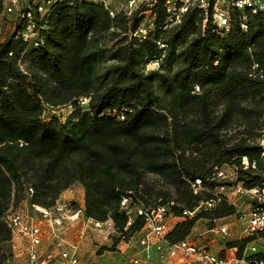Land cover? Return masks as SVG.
Instances as JSON below:
<instances>
[{
	"label": "trees",
	"instance_id": "trees-1",
	"mask_svg": "<svg viewBox=\"0 0 264 264\" xmlns=\"http://www.w3.org/2000/svg\"><path fill=\"white\" fill-rule=\"evenodd\" d=\"M159 3L144 37L136 36L142 11L112 18L102 5L60 2L36 21L37 47L18 33L0 41V264L11 257L4 219L29 189L31 205L50 208L81 186L85 216L110 220L125 240L144 221L134 216L126 228L123 197L167 206L183 220L166 237L171 245L189 238L199 218L234 213L223 197L199 191L220 186L224 167L244 189H264V14L229 7L228 27L219 28L215 0L180 15ZM153 61L157 71L147 72ZM64 106L74 108L65 123L44 120L47 108ZM211 200L214 208L202 206ZM259 238L264 231L228 248L238 260H263L244 255Z\"/></svg>",
	"mask_w": 264,
	"mask_h": 264
},
{
	"label": "built area",
	"instance_id": "built-area-1",
	"mask_svg": "<svg viewBox=\"0 0 264 264\" xmlns=\"http://www.w3.org/2000/svg\"><path fill=\"white\" fill-rule=\"evenodd\" d=\"M112 1L1 0L0 41L7 38L1 22L4 17H16L11 34L18 33L24 43H31L37 47L36 21L44 20L54 4L66 2L72 5L76 2H86L102 5L113 18L115 13L107 8ZM126 1L127 8L144 2L143 0ZM190 2L195 4L201 2L203 4L201 8H204L209 0H186V3ZM165 4L169 6L170 0H165ZM214 4L216 7L219 4L225 7L223 11L214 8L213 20L219 28L228 27L229 7L239 11L247 9L254 15L264 14V0H215ZM187 9H179V14L185 13ZM167 11L171 12L168 8ZM147 30H140L136 36L144 37ZM218 178L225 179L226 177L220 172ZM199 187L200 182L196 181L193 185L194 194L198 192ZM32 194L33 191L29 189L27 200L11 209L4 219L11 234V257L3 264H264V259L238 260L236 250H231L234 251L231 256L219 257L218 254L212 253L208 246L196 243L191 237L177 244H169L166 237L178 218L169 213L167 206H132L131 198L123 197L120 209L128 217L126 228L132 225L134 216L141 217L144 221L142 229L125 240L121 235L116 236L110 220L101 223L87 218L82 204L58 199L52 207L45 208L31 205L28 202ZM239 194L256 200L257 205H264V189L239 190ZM216 202V200H211L202 206L212 209ZM186 215L187 213H184V216ZM188 215L192 216V214ZM104 231L108 232L107 240L114 237L119 238L118 245L114 250H110L112 246L105 247L101 255L95 252L94 256L85 258L90 236L98 238ZM211 231L215 232V230ZM263 231L264 209L256 206L247 217L243 231L244 239L255 237ZM218 234L223 238L227 237L228 228L219 227ZM259 253L264 254V239L260 238L249 244L244 255L249 257Z\"/></svg>",
	"mask_w": 264,
	"mask_h": 264
},
{
	"label": "rangeland",
	"instance_id": "rangeland-1",
	"mask_svg": "<svg viewBox=\"0 0 264 264\" xmlns=\"http://www.w3.org/2000/svg\"><path fill=\"white\" fill-rule=\"evenodd\" d=\"M144 2L141 3L140 5H136L133 7H128L127 8V1L126 0H113L110 4H108L107 8L115 13V16L118 15L119 13H124L127 16H131L135 14L136 12H140V15L143 17L142 21L140 23L138 32L140 30H147L150 29L154 32L155 27L152 26L155 21V9L156 7L160 4L159 0H143ZM198 4V3H196ZM200 6L202 7L203 4L200 2ZM195 3L190 2L186 3V0H170V5L167 6L164 3L161 5V7H167L168 9L171 10V12L167 13H173L175 10L178 11L179 9L183 8H188L189 11L193 10V6ZM104 7V6H103ZM214 8H217L218 10L223 11L225 8L222 5H218L217 7L213 6ZM105 8V7H104ZM208 8L207 3L204 5V10ZM106 9V8H105ZM194 11V10H193ZM179 14V13H178ZM180 15V14H179ZM16 21V17H4L2 19L3 27H4V33L6 36H10L13 30V25ZM177 23L180 21L179 18L175 20ZM216 24V23H214ZM217 25V24H216ZM148 33V30L146 34ZM145 34V36H146ZM110 45V44H109ZM158 68V63L156 62H151L149 65L146 67V71H157ZM87 101L83 100V102L79 103L80 107L85 108V104ZM74 113V108L72 106H64L60 108H47L44 114V120L46 122H49L51 120H57L60 123H65L67 119ZM264 132V125H263V131ZM263 139L260 140V146L262 147L263 150V156H264V149H263ZM245 166H248V163L244 160L242 162ZM263 167H264V159H263ZM222 173L226 177L225 179L222 180L219 179L217 180V185L218 186L213 192L211 190H208L206 188L199 189L202 193L203 199L206 198L208 195H213V196H219L223 197L225 201L227 202L228 205L233 206L235 209L234 213L231 216H227L222 219L218 220H208L204 218H199L194 225V228L192 229L191 235L189 237L193 238L196 243L208 246L210 248V251L214 254H233L234 251L229 250L228 245L230 243H234L236 241H240L244 239L243 236V231L246 226V220L248 215L252 212V210L256 207V200L250 198L249 196L246 195H241L239 194V190L243 191L246 190L243 188L242 184L238 183L236 176H235V171L233 170L232 167H224L222 170ZM260 172H257L256 175H259ZM73 188V187H72ZM157 189H162L165 191V188L158 187ZM72 197L70 198H65L63 200H71L75 203L81 204L78 202V195L76 192H72ZM60 199V198H59ZM83 207H84V198H83ZM183 220L177 219L174 221V223L182 222ZM226 226L228 228V235L227 237L223 238L218 234V228ZM211 230H215V232H212ZM106 235H108L107 231H104L103 234L100 235V237H91L90 236V242L87 243V252L85 255V258L87 256H94V253L97 252V255H101L105 247H111L113 244V238H110L109 240L106 239ZM73 238L72 236H70ZM70 238V239H71ZM85 252V251H84ZM7 255V247L6 246H0V256Z\"/></svg>",
	"mask_w": 264,
	"mask_h": 264
},
{
	"label": "crops",
	"instance_id": "crops-1",
	"mask_svg": "<svg viewBox=\"0 0 264 264\" xmlns=\"http://www.w3.org/2000/svg\"><path fill=\"white\" fill-rule=\"evenodd\" d=\"M76 192L77 195H78V202L83 204V198H84V191L82 189L81 186L77 185V186H74L73 188L69 189L68 191L64 192L61 196H60V199H67V198H71L72 197V192ZM87 252V251H86ZM225 256H231V254L227 253L225 254ZM102 260V259H101Z\"/></svg>",
	"mask_w": 264,
	"mask_h": 264
},
{
	"label": "water",
	"instance_id": "water-1",
	"mask_svg": "<svg viewBox=\"0 0 264 264\" xmlns=\"http://www.w3.org/2000/svg\"><path fill=\"white\" fill-rule=\"evenodd\" d=\"M263 149H264V139H263Z\"/></svg>",
	"mask_w": 264,
	"mask_h": 264
}]
</instances>
